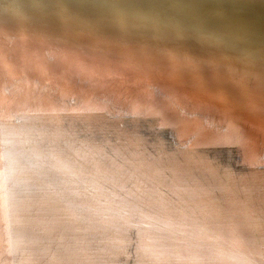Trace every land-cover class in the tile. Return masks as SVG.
I'll return each mask as SVG.
<instances>
[{"label":"bare ground","instance_id":"bare-ground-1","mask_svg":"<svg viewBox=\"0 0 264 264\" xmlns=\"http://www.w3.org/2000/svg\"><path fill=\"white\" fill-rule=\"evenodd\" d=\"M32 7L0 6V132L31 154L0 264H264V35L237 38L264 0Z\"/></svg>","mask_w":264,"mask_h":264},{"label":"clouds","instance_id":"clouds-1","mask_svg":"<svg viewBox=\"0 0 264 264\" xmlns=\"http://www.w3.org/2000/svg\"><path fill=\"white\" fill-rule=\"evenodd\" d=\"M30 162L26 143L11 132H0V183Z\"/></svg>","mask_w":264,"mask_h":264},{"label":"water","instance_id":"water-1","mask_svg":"<svg viewBox=\"0 0 264 264\" xmlns=\"http://www.w3.org/2000/svg\"><path fill=\"white\" fill-rule=\"evenodd\" d=\"M8 2V0H0V6L1 5H5ZM20 5H23L25 7H31L35 5V3H38V0H19ZM148 17V16H147ZM251 25V24H249ZM263 28H258V27H254L252 30L246 32L247 34L241 33L240 35L237 36L238 39L242 38V37H247V38H252V39H256L258 37L257 34H254L253 32H258L259 34L264 35V32L262 31ZM169 132V131H168ZM175 137V141L173 142V145L175 146L178 142V138L179 136L174 135ZM260 169H264V166L261 165Z\"/></svg>","mask_w":264,"mask_h":264}]
</instances>
